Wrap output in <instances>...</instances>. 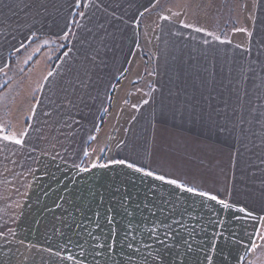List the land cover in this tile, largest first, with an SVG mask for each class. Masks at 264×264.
<instances>
[{
  "label": "crops",
  "instance_id": "0c3cea01",
  "mask_svg": "<svg viewBox=\"0 0 264 264\" xmlns=\"http://www.w3.org/2000/svg\"><path fill=\"white\" fill-rule=\"evenodd\" d=\"M160 1L86 0L71 31L77 0H0V76L70 35L29 81L22 143L0 138V264L8 238H22L28 197L73 222L57 234L64 264H253L264 245V0L238 3L240 39L199 34L192 15L178 20L182 0Z\"/></svg>",
  "mask_w": 264,
  "mask_h": 264
},
{
  "label": "rangeland",
  "instance_id": "374dc122",
  "mask_svg": "<svg viewBox=\"0 0 264 264\" xmlns=\"http://www.w3.org/2000/svg\"><path fill=\"white\" fill-rule=\"evenodd\" d=\"M247 1L249 0H195V5L192 7L191 0H182V4L180 3V6L177 8L179 12L178 20L181 21V15H183L182 19L189 18L190 15H192L194 18V26L197 27L195 29H197L199 34L206 35L207 37L233 35L235 39H240L246 35L243 29H239V24L242 26V22L238 15L244 8L238 3L242 2V4H247ZM164 2L165 0H161L156 6H164ZM243 16L246 21V29L244 27V31L249 35L252 30L250 27L251 19L249 13ZM186 23L190 25L189 21H186ZM186 23L185 21L183 22V24ZM63 41L64 40L50 41L39 44L40 48L46 46L49 47L48 50L50 51L45 53L32 69L27 70L28 68L26 67L32 63V57L38 52L37 48L34 49L33 53L29 52V55L25 57L18 67H13V69L15 68L14 70L18 69L19 71L17 70V72H12L11 74L10 71H7L4 75L0 76V88L11 81V87L0 96V129H4V131H0V137L3 135H10L18 138L21 135L24 120L28 116L25 102L31 90L29 81H32L35 77L38 78V76H41L43 68H46L47 65H51V62L62 47V43L60 42ZM28 48L29 45L22 50V52L28 50ZM24 70L27 71L22 74ZM22 96H25V98L23 99ZM3 100L5 103L2 102ZM94 147L95 143L93 142L90 148L94 149ZM101 155H103V153ZM105 157H109V152ZM43 185L45 184L43 183ZM41 196L45 197V193L42 195L40 193V197ZM53 196V194H50L43 199H45L46 202L47 197H50L51 200L54 198ZM27 200H29V203L24 206L22 238H8V264H64L67 254L62 252V237H58L57 234L59 235L62 233L64 224H73L72 221L68 222L63 220L67 211H65L61 205H58L56 211L52 210L53 207L48 210V207H51L50 204L36 206L31 205L29 197ZM52 232H56L54 237L48 238L47 234ZM10 239L14 241H10ZM15 240H17V243H15ZM52 248H55L54 252H52ZM254 254L255 259L253 264H264V245L258 248Z\"/></svg>",
  "mask_w": 264,
  "mask_h": 264
},
{
  "label": "snow or ice",
  "instance_id": "6c2138e0",
  "mask_svg": "<svg viewBox=\"0 0 264 264\" xmlns=\"http://www.w3.org/2000/svg\"><path fill=\"white\" fill-rule=\"evenodd\" d=\"M77 4H79V0H77ZM217 38H218V37H217ZM0 131H4V129H0ZM0 138L4 139V140H6V141L11 140L12 142H14L15 144H18V145L22 143V139L16 138L15 136L3 135V136L0 137ZM87 154H88V153L85 152V155H87ZM115 163L125 164L126 162L123 161V160H121V161H116ZM95 166H96V165L93 164V167H95ZM99 166H100V167H105V165H99ZM127 167H129V168H134V170H135L136 172H141V171H143L141 168H139V167H135V166H134L133 164H131V163H128V164H127ZM85 170H87V169H85ZM145 175H147V176H154V178L157 179V180H161V181H164V180H165V177H164L163 175H156V174H154V173L151 172V171H147V172H145ZM167 183L172 184V185H176V186L181 187V188L184 187L183 185L179 184L178 181H176V180H174V179L167 180ZM185 190L188 191V192H190V193H193V194H195V195H199V196H202V197H207L208 199H211V200H217V197H216V196H214V195H210V194H208V193H206V192H203V191H199V190H197V189H195V188H193V187H187ZM219 203L222 204V205H224V207H226V208L228 207V205H227L223 200H220ZM240 210H241V211H244V209H242V208H241ZM261 219L264 220V217H262ZM253 246H255V245H253Z\"/></svg>",
  "mask_w": 264,
  "mask_h": 264
},
{
  "label": "trees",
  "instance_id": "16d2710c",
  "mask_svg": "<svg viewBox=\"0 0 264 264\" xmlns=\"http://www.w3.org/2000/svg\"><path fill=\"white\" fill-rule=\"evenodd\" d=\"M86 0H80V3L76 9V12H75V15H74V18H73V21H72V25H71V31L73 30L74 26H75V23L80 15V13L82 12L83 10V7H84V3H85ZM71 34V33H70ZM69 37L70 35L64 40V42L62 43L63 46L61 47V49L59 50V52L57 53L56 57L54 58V62L56 60H58L61 55L65 52V50L67 49L68 47V44H69Z\"/></svg>",
  "mask_w": 264,
  "mask_h": 264
}]
</instances>
